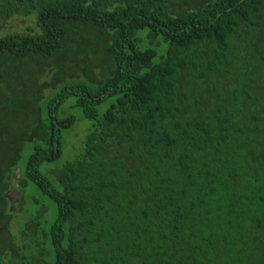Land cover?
Here are the masks:
<instances>
[{
	"label": "trees",
	"instance_id": "16d2710c",
	"mask_svg": "<svg viewBox=\"0 0 264 264\" xmlns=\"http://www.w3.org/2000/svg\"><path fill=\"white\" fill-rule=\"evenodd\" d=\"M15 13L37 31L0 36V264H264V0H0ZM70 98L91 125L53 177Z\"/></svg>",
	"mask_w": 264,
	"mask_h": 264
},
{
	"label": "rangeland",
	"instance_id": "374dc122",
	"mask_svg": "<svg viewBox=\"0 0 264 264\" xmlns=\"http://www.w3.org/2000/svg\"><path fill=\"white\" fill-rule=\"evenodd\" d=\"M179 3L184 4L188 2V0H178ZM27 14V13H25ZM19 15L18 13L12 14L8 16L6 19L2 18L0 15V36L6 34H26V33H34L37 31V24H36V14L30 13L27 15ZM57 74V67L56 66H49L48 72L45 74L43 82H51V80ZM66 77V75H65ZM66 78H70L67 76ZM52 93L51 89L46 91V96H50ZM74 100L72 98L68 99L63 106L61 107V112L64 114H73L76 117V122L74 126L64 133L63 144H62V157L55 163L47 164L45 167L46 171L50 173L51 176L54 177L53 170L63 167L68 162L72 161L76 154H78L82 147L84 139L88 133L89 126L91 122L84 118L81 111L78 108H73L72 103ZM108 104V103H107ZM107 104L105 106H107ZM104 106V107H105ZM19 188V187H18ZM21 199V196H20ZM40 199V196L37 190L31 185L27 192H24L23 196V210L22 212L17 215V222L14 220L13 231L14 233H19V226L23 225V222L26 220L28 213L32 209L37 210L35 206V201ZM46 204V214L47 216L52 215L51 210L49 209V204ZM18 210L16 209L15 212ZM17 224V225H16Z\"/></svg>",
	"mask_w": 264,
	"mask_h": 264
},
{
	"label": "water",
	"instance_id": "95a60500",
	"mask_svg": "<svg viewBox=\"0 0 264 264\" xmlns=\"http://www.w3.org/2000/svg\"><path fill=\"white\" fill-rule=\"evenodd\" d=\"M21 168L17 167L14 171V178L16 181H19L21 179L20 177ZM21 191L18 188L9 189L5 193V197L10 202V211H15L18 202L20 201Z\"/></svg>",
	"mask_w": 264,
	"mask_h": 264
},
{
	"label": "flooded vegetation",
	"instance_id": "af4514ba",
	"mask_svg": "<svg viewBox=\"0 0 264 264\" xmlns=\"http://www.w3.org/2000/svg\"><path fill=\"white\" fill-rule=\"evenodd\" d=\"M20 201H21V199H20Z\"/></svg>",
	"mask_w": 264,
	"mask_h": 264
}]
</instances>
